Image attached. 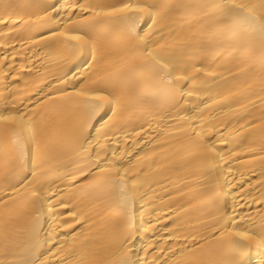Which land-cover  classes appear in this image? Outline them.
<instances>
[{
    "label": "bare ground",
    "instance_id": "6f19581e",
    "mask_svg": "<svg viewBox=\"0 0 264 264\" xmlns=\"http://www.w3.org/2000/svg\"><path fill=\"white\" fill-rule=\"evenodd\" d=\"M0 264H264V0H0Z\"/></svg>",
    "mask_w": 264,
    "mask_h": 264
}]
</instances>
